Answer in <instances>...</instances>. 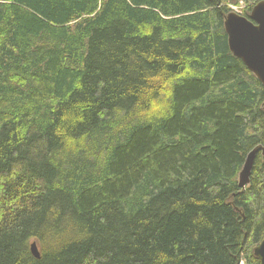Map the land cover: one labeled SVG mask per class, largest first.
I'll return each instance as SVG.
<instances>
[{"label": "trees", "instance_id": "obj_1", "mask_svg": "<svg viewBox=\"0 0 264 264\" xmlns=\"http://www.w3.org/2000/svg\"><path fill=\"white\" fill-rule=\"evenodd\" d=\"M257 1L0 0V264H262Z\"/></svg>", "mask_w": 264, "mask_h": 264}, {"label": "water", "instance_id": "obj_2", "mask_svg": "<svg viewBox=\"0 0 264 264\" xmlns=\"http://www.w3.org/2000/svg\"><path fill=\"white\" fill-rule=\"evenodd\" d=\"M224 25L230 50L242 59L264 85V0H259L252 6L249 16L231 11L226 16ZM259 152L264 155V143L253 148L246 157L239 174V185L242 188L250 183L252 169ZM30 249L36 258H41L37 240L31 242ZM255 255L264 264V239L255 248Z\"/></svg>", "mask_w": 264, "mask_h": 264}, {"label": "rangeland", "instance_id": "obj_3", "mask_svg": "<svg viewBox=\"0 0 264 264\" xmlns=\"http://www.w3.org/2000/svg\"><path fill=\"white\" fill-rule=\"evenodd\" d=\"M242 6H232V8L237 11L238 13L243 14V8L246 7L245 3H241ZM244 15V14H243Z\"/></svg>", "mask_w": 264, "mask_h": 264}]
</instances>
